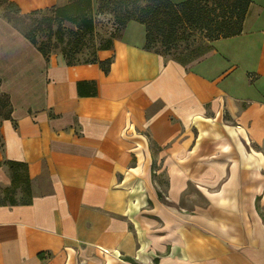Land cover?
Wrapping results in <instances>:
<instances>
[{"label":"crops","instance_id":"0c3cea01","mask_svg":"<svg viewBox=\"0 0 264 264\" xmlns=\"http://www.w3.org/2000/svg\"><path fill=\"white\" fill-rule=\"evenodd\" d=\"M146 44L129 22L98 53L106 74L46 59L0 15V162L26 163L34 189L0 206V264H264V0L189 66Z\"/></svg>","mask_w":264,"mask_h":264},{"label":"trees","instance_id":"16d2710c","mask_svg":"<svg viewBox=\"0 0 264 264\" xmlns=\"http://www.w3.org/2000/svg\"><path fill=\"white\" fill-rule=\"evenodd\" d=\"M251 5L252 0H187L179 4H175L171 0H103L99 8L100 11L114 13L118 29L100 46L99 51L113 49L115 41L122 38L128 23L136 21L146 26V49L148 51H154L183 66H189L210 53L213 50L214 42L241 35ZM0 6L12 10L3 17L35 45L48 60L57 53L51 49V44L39 43L38 41V32L45 30L43 28L45 21L49 23L48 28L51 31L55 23H58L59 27L66 32L68 29L64 27V24L73 25L75 29L69 30V32L82 40L87 36H93L95 33V22L91 16L93 0H71L64 6L37 10L29 14H23L19 6L10 0H0ZM45 12H52L51 17L42 20L33 19V17ZM12 13L30 20L32 18V22L37 23V26L32 27L30 31L24 27H19L11 18ZM198 35L203 38L200 41L199 53L197 50H193V47L199 43V39L191 41V38ZM64 37L65 33L62 31L60 40H63ZM160 42L165 48L164 52L155 49L156 44ZM180 43L185 45L181 46ZM173 49L181 51L180 55L184 57L179 58L171 55L170 52ZM75 50L77 52V48ZM61 54L71 66L99 64L106 74H109L113 64V59L100 61L97 54L92 60L85 63H80L74 59L72 50H63ZM191 54H193L192 57H188ZM168 56L172 57L169 58ZM3 96L8 100V112L5 116L11 118L10 99L6 95ZM0 168L8 170L12 181L9 186L0 183V206L31 205L34 198L33 181L29 174L28 165L6 160L0 162ZM159 197L161 199V193H159ZM158 262L159 260L155 261V263Z\"/></svg>","mask_w":264,"mask_h":264},{"label":"rangeland","instance_id":"374dc122","mask_svg":"<svg viewBox=\"0 0 264 264\" xmlns=\"http://www.w3.org/2000/svg\"><path fill=\"white\" fill-rule=\"evenodd\" d=\"M103 0H93V8L91 12V16L95 22V33L93 36H87L84 40L78 39L77 37H74L69 30L75 29V27L71 24H64V27H66L68 30L67 32L62 30L59 27L58 23H55L53 25V30L51 31L48 28L49 23L45 21V25L43 28L45 29L42 32H38V41L39 43H45V44H51V49L53 51H56V53L61 54L63 50L66 51H73L74 59L78 60L80 63H85L89 60H92L95 56V54L99 53L100 46L112 35H114L118 29L115 14L111 12H102L100 11V5L102 4ZM71 2V0L69 1ZM68 2V3H69ZM67 3V4H68ZM12 12V10H7L4 7L0 6V15L4 16L6 13ZM52 12H45L42 15L33 17V19L42 20L46 17H51ZM11 18L15 20L17 25L19 27H24L26 30L30 31L33 28L37 26V23L32 22L29 18H24L22 16L16 15L14 13L11 14ZM62 31L65 33V37L63 40H60V34ZM199 39V43L193 47L194 51H199V45L201 44L200 41L203 40V38L198 35L196 37L191 38V41H195ZM181 46H184V43H180ZM79 46V47H75ZM77 48V52L75 50ZM155 49L160 52H164L165 48L162 46L161 42L156 44ZM75 51V52H74ZM179 50L173 49L170 53L171 55H174L175 57H184L180 55ZM187 53V52H185ZM63 55V54H62ZM193 54H191L188 57H192ZM64 56V55H63ZM171 58L172 56H168ZM187 57V58H188ZM189 59V58H188ZM7 98L3 95H0V117H4L6 113L8 112L7 108ZM152 149L154 151L157 149L155 145H151ZM155 169L158 168V165H154ZM168 176L163 173L161 176H157V174L154 175V184L156 188L158 189V192L161 193V200H165L164 194L167 192L168 188ZM33 196H34V189H33ZM166 201V200H165ZM167 202V201H166Z\"/></svg>","mask_w":264,"mask_h":264},{"label":"bare ground","instance_id":"6f19581e","mask_svg":"<svg viewBox=\"0 0 264 264\" xmlns=\"http://www.w3.org/2000/svg\"><path fill=\"white\" fill-rule=\"evenodd\" d=\"M104 253H106V252L104 251ZM110 262H111V260H110Z\"/></svg>","mask_w":264,"mask_h":264}]
</instances>
